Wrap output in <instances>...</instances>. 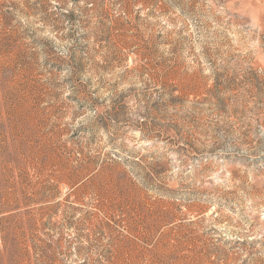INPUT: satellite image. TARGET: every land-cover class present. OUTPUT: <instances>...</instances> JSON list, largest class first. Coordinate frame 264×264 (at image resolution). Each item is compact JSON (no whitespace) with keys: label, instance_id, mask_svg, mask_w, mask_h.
I'll list each match as a JSON object with an SVG mask.
<instances>
[{"label":"rangeland","instance_id":"rangeland-1","mask_svg":"<svg viewBox=\"0 0 264 264\" xmlns=\"http://www.w3.org/2000/svg\"><path fill=\"white\" fill-rule=\"evenodd\" d=\"M0 264H264V0H0Z\"/></svg>","mask_w":264,"mask_h":264}]
</instances>
